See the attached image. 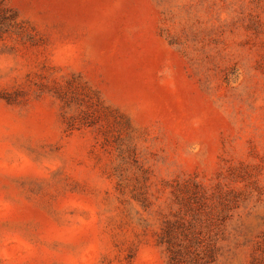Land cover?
I'll return each mask as SVG.
<instances>
[{
	"label": "rangeland",
	"instance_id": "1",
	"mask_svg": "<svg viewBox=\"0 0 264 264\" xmlns=\"http://www.w3.org/2000/svg\"><path fill=\"white\" fill-rule=\"evenodd\" d=\"M0 264H264V0H0Z\"/></svg>",
	"mask_w": 264,
	"mask_h": 264
}]
</instances>
